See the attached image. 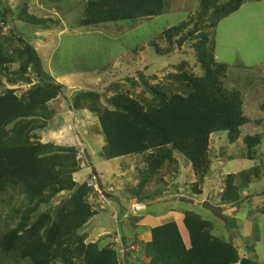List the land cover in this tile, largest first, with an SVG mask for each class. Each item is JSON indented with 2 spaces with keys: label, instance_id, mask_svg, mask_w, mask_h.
I'll return each mask as SVG.
<instances>
[{
  "label": "trees",
  "instance_id": "1",
  "mask_svg": "<svg viewBox=\"0 0 264 264\" xmlns=\"http://www.w3.org/2000/svg\"><path fill=\"white\" fill-rule=\"evenodd\" d=\"M167 1L84 0L82 16L73 26L133 22L159 16L164 13ZM246 1L200 0L186 20L163 30L159 40L150 41L154 54L161 58L179 55L188 46L200 74L187 70L186 62L180 61L173 66L176 72L167 75L176 86L168 88L151 85L145 81L142 70H136L133 77L124 81L132 86H140L142 82L151 92L148 103L142 105L128 92L121 91L117 82L110 85L113 94L109 97L90 88L72 93L71 110L88 111L98 120L103 138L102 159L135 156L145 164L142 170L137 169V184L125 189L129 198L142 202L148 185L159 171L177 165L176 153L190 164L196 178L192 193L201 196L199 186L212 165L210 136L224 132L227 142L232 144L239 139L241 127L250 123L243 111L241 93L224 86L229 67L215 60L212 38L219 22ZM17 22L39 28L54 20L32 15L25 4L14 10L6 3L0 11V87L32 84V78L36 79L20 95L12 88H4L0 93V197L11 192L23 196L25 201L13 209L18 218L14 226H0V264L7 260H28L29 264H120L113 247L87 242L85 227L98 210L93 209L90 201L96 194L94 183L89 181L92 175L82 183L73 178L80 169L78 149L38 140L57 115L51 101L64 95L67 89L45 71L38 52L16 30ZM161 40L166 43L164 49L160 48ZM16 64L17 68L10 70ZM260 78L259 74L257 79H252L253 88L262 87L260 90L264 92V79ZM242 144L246 157L253 160L262 138L258 134L248 135L243 137ZM258 170L253 166L224 175L217 193L218 205H240L243 200L240 191L256 180ZM63 193L67 196L52 206V200ZM44 206L48 208L43 210ZM182 223L187 245L174 221L149 228L150 239L138 241L147 264H260L256 254L240 257L232 233L228 241L215 235L219 230L215 231L211 220L186 210ZM122 240L127 241L126 237ZM140 257L137 255L135 260Z\"/></svg>",
  "mask_w": 264,
  "mask_h": 264
},
{
  "label": "rangeland",
  "instance_id": "2",
  "mask_svg": "<svg viewBox=\"0 0 264 264\" xmlns=\"http://www.w3.org/2000/svg\"><path fill=\"white\" fill-rule=\"evenodd\" d=\"M83 1L0 0V11L6 3L14 10L25 4L32 15L54 20L46 27L39 28L17 22L15 28L26 36L38 52L45 71L67 89L64 95L51 101L57 115L40 133L38 140L78 149L80 169L73 175L76 182H85L88 176L96 175L95 179L89 180L97 189L96 199L91 197L90 201L94 205L97 200L94 208H97L98 214L85 227L87 242H97L100 247L110 245L117 251L120 264H123L126 251L130 253L125 264H147L148 259L143 258L145 256L140 254L141 248H138V241L150 239L148 235H143L148 231L146 227L174 221L187 245L182 216L184 211L189 210L214 222L215 231L219 230L215 235L228 241L232 233L233 244L238 248L240 257L256 254L257 261L264 264V109H261L264 92L259 86L254 89L252 81L259 74L260 79H264V0H248L239 11L221 20L212 34L215 60L229 67L224 86L241 93L243 111L250 123L241 127L239 139L232 144L227 142L224 132L210 136L212 165L209 175L199 186L201 196L192 193L196 178L190 170L191 166L176 153L177 165L165 166L159 171L156 179L148 185V192L143 196L145 199L136 201L137 204L146 205L145 210L137 212L132 208L136 202L129 200L125 189L137 184V169L140 171L145 165L142 159L135 156L112 161L102 159L100 148L103 138L96 116L85 110L72 111L69 100L73 92L88 88L109 97L113 94L110 85L117 82L121 91L128 92L144 105L151 100V92L142 82L140 86H132L124 81L133 77L136 70H142L145 81L151 85L168 88L176 86V82L167 75L176 72L173 66L180 61L186 62L187 70L200 74L188 46L183 47L179 55L161 58L154 54L149 44L150 41L159 40L163 30L193 14L200 0H168L162 15L133 22L75 27V21L82 16ZM159 45L162 49L166 47L162 40ZM16 68L17 64L10 70ZM35 83L36 79L32 78V84H4L3 88L0 87V93L4 88H12L20 95ZM104 97H101L103 103ZM255 134L261 136L262 144L256 148L255 158L249 160L242 139ZM122 166L128 167L123 169ZM253 166L259 169L258 177L240 191L243 199L240 205L219 206L217 193L223 176L249 170ZM121 171L124 174L119 175ZM66 196L63 193L55 197L52 206ZM180 197L195 202L181 203ZM24 202L23 196L11 192L7 197H0V226L13 227L18 220L13 209ZM47 208L44 206L43 210ZM122 237H126L127 241L124 242ZM251 249L254 250L251 252ZM137 255L141 256L140 260H135L134 256ZM16 262L7 260L2 264H29L28 260Z\"/></svg>",
  "mask_w": 264,
  "mask_h": 264
},
{
  "label": "crops",
  "instance_id": "3",
  "mask_svg": "<svg viewBox=\"0 0 264 264\" xmlns=\"http://www.w3.org/2000/svg\"><path fill=\"white\" fill-rule=\"evenodd\" d=\"M252 1H255V0H252ZM259 1H260V0H259ZM246 3H248V0H247L244 4H246ZM244 4H243V5H244ZM243 5H242V6H243ZM242 6H241V7H242ZM241 7H240V9H241ZM240 9H239V10H240ZM239 10H238V11H239ZM88 114H89V113H88ZM114 160H115V159H114ZM187 164H188V163H187ZM188 165L190 166V164H188ZM127 167H128V166H122L123 169H127ZM189 168H190V167H189ZM190 170H191V172L193 173V171H192L191 168H190ZM121 174H124V173H122V171H121V172L119 173V175H121ZM193 176H194V173H193ZM194 178H195V176H194ZM136 182H137V181H136ZM134 185H135V184H133L132 186H134ZM132 186H131V187H132ZM96 190H97V189H96ZM94 197H95V199H96V194L94 195ZM110 200H111V199H110ZM129 200H130L131 202H132V201H135V202H136V199H134V198H130ZM96 203H97V200L94 202L93 209H96V210H97V208H94V206H96ZM135 204H136V205H132V208L134 207V210L137 209L136 212H137V211H141V210H145L146 205H142V204H140V203H139V204H140V205H139V204H137V202H136ZM141 225H143V223H141ZM146 226H147V225H146ZM152 227H154V226L146 227V228H147L146 230H148V231L145 232L143 235H144V236H147V235H148V238H150V231H149V228H152ZM141 234H142V233H141ZM182 239H183V238H182ZM143 241L145 242V240H143ZM129 253H130V251H126V253H124V256H125V257H124V259H123V261H122L123 264L126 263V261H127L126 258L129 256ZM134 258L136 259L135 256H134ZM143 258L146 259L145 257H143ZM139 260H140V259H139ZM141 261H142V260H141ZM146 263H147V262H146Z\"/></svg>",
  "mask_w": 264,
  "mask_h": 264
},
{
  "label": "water",
  "instance_id": "4",
  "mask_svg": "<svg viewBox=\"0 0 264 264\" xmlns=\"http://www.w3.org/2000/svg\"><path fill=\"white\" fill-rule=\"evenodd\" d=\"M71 114H73L72 112H71ZM179 201L181 202V203H188V204H192V203H194L195 201L194 200H192V199H188V198H186V197H180L179 198ZM137 209H135V211H136Z\"/></svg>",
  "mask_w": 264,
  "mask_h": 264
},
{
  "label": "clouds",
  "instance_id": "5",
  "mask_svg": "<svg viewBox=\"0 0 264 264\" xmlns=\"http://www.w3.org/2000/svg\"><path fill=\"white\" fill-rule=\"evenodd\" d=\"M93 178L95 179V178H96V175L92 174V178H91V180H93ZM130 248L133 249V247H131V246H130Z\"/></svg>",
  "mask_w": 264,
  "mask_h": 264
},
{
  "label": "built area",
  "instance_id": "6",
  "mask_svg": "<svg viewBox=\"0 0 264 264\" xmlns=\"http://www.w3.org/2000/svg\"><path fill=\"white\" fill-rule=\"evenodd\" d=\"M94 179V178H93Z\"/></svg>",
  "mask_w": 264,
  "mask_h": 264
}]
</instances>
